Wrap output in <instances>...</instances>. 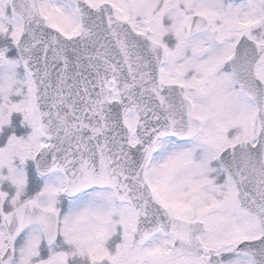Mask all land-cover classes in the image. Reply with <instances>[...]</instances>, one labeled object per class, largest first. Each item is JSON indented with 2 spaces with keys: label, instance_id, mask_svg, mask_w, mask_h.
Masks as SVG:
<instances>
[{
  "label": "snow or ice",
  "instance_id": "snow-or-ice-1",
  "mask_svg": "<svg viewBox=\"0 0 264 264\" xmlns=\"http://www.w3.org/2000/svg\"><path fill=\"white\" fill-rule=\"evenodd\" d=\"M0 264H264V0H0Z\"/></svg>",
  "mask_w": 264,
  "mask_h": 264
}]
</instances>
